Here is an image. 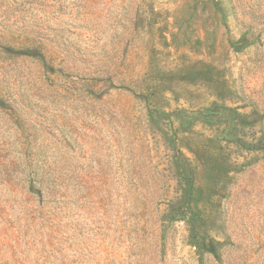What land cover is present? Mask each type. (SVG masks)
<instances>
[{"label":"rangeland","instance_id":"rangeland-1","mask_svg":"<svg viewBox=\"0 0 264 264\" xmlns=\"http://www.w3.org/2000/svg\"><path fill=\"white\" fill-rule=\"evenodd\" d=\"M0 264H264V0H0Z\"/></svg>","mask_w":264,"mask_h":264}]
</instances>
